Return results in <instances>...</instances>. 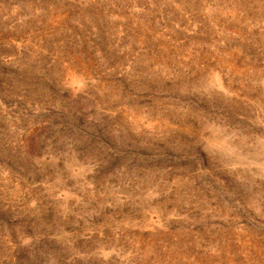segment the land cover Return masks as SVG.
I'll return each mask as SVG.
<instances>
[{
  "label": "rangeland",
  "instance_id": "374dc122",
  "mask_svg": "<svg viewBox=\"0 0 264 264\" xmlns=\"http://www.w3.org/2000/svg\"><path fill=\"white\" fill-rule=\"evenodd\" d=\"M0 264H264V0H0Z\"/></svg>",
  "mask_w": 264,
  "mask_h": 264
}]
</instances>
